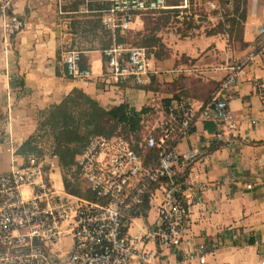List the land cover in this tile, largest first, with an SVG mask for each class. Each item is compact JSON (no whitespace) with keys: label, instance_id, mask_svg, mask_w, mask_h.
<instances>
[{"label":"crops","instance_id":"1","mask_svg":"<svg viewBox=\"0 0 264 264\" xmlns=\"http://www.w3.org/2000/svg\"><path fill=\"white\" fill-rule=\"evenodd\" d=\"M63 1L64 15L59 13L58 0L15 1L8 14L25 22L15 35L4 33L0 18V174L12 169L13 155L23 162L24 157L17 154L19 146L36 131L47 110L75 89L104 108L123 103L136 111L148 108L143 117L146 125L156 112L160 118L152 124L153 130L170 120V110L178 112L182 98L207 102L227 77L228 66L246 64L245 74L229 92L239 135L230 142H218L214 139L217 126L199 119L194 132L184 136L175 150L199 154L196 160H181L177 165L178 175L189 188L186 241L207 245L204 264H264V35L259 34L264 0L250 1L239 38L227 33L214 37L207 43L213 49L188 55L187 61L161 60L150 54L152 72L145 86L132 77L109 78L104 52L91 46L80 51L82 64L92 70L93 77H68L63 56L75 49V37L86 31V23L73 21L78 1ZM88 2L106 4L105 0ZM254 81L261 86L255 87ZM51 179L57 189H64L61 170L52 172ZM203 185L209 188L202 191ZM162 197L157 189L147 212L129 223L128 234L138 250L157 256V264H199L183 261V246L160 247L149 237L158 226ZM64 243L69 250L71 238Z\"/></svg>","mask_w":264,"mask_h":264},{"label":"built area","instance_id":"2","mask_svg":"<svg viewBox=\"0 0 264 264\" xmlns=\"http://www.w3.org/2000/svg\"><path fill=\"white\" fill-rule=\"evenodd\" d=\"M15 1L18 0H0V18L6 35H15L25 27L24 20L8 14ZM105 2L101 22L113 32L130 30L140 14L178 8L168 6L167 0ZM58 10L60 15L64 14L62 0H58ZM259 34L264 35V23ZM104 55L109 78L118 81L132 77L140 86L149 83L152 70L146 48L114 44ZM63 62L68 77H93L92 70L82 64L81 51L66 52ZM245 67L246 64L228 66L227 77L207 102L197 103L184 97L178 112L170 110V120L158 127L159 133L149 130L145 146L158 151L157 167L146 166L123 137L89 138L76 164L83 185L93 193L94 200L55 187L51 174L60 170L56 156L30 155L19 163L18 157L13 155L12 169L0 174V264H157V256L144 249L138 250L128 234L129 223L147 212L144 207L153 202L157 189L162 190L163 197L158 226L149 237L160 247L183 246L186 263L204 264L207 245L185 239L191 214L186 197L189 188L177 172L181 160L194 161L199 154L170 151L168 143L175 131L174 124L179 126L184 137L192 122L199 119L217 126L216 141L227 143L235 139L239 135V123L230 106L229 92L245 74ZM254 86L261 84L254 81ZM207 188L208 185H203L201 190ZM66 238L72 241L69 250L65 247Z\"/></svg>","mask_w":264,"mask_h":264},{"label":"trees","instance_id":"3","mask_svg":"<svg viewBox=\"0 0 264 264\" xmlns=\"http://www.w3.org/2000/svg\"><path fill=\"white\" fill-rule=\"evenodd\" d=\"M179 1L167 0V4L168 6H178ZM233 2L234 16L228 20L230 24L228 32L230 36L239 38L243 33L242 23L247 16L249 0H233ZM161 12L169 13L170 15L167 17V20H169L178 16L179 9L175 8ZM215 34H224L223 28L220 26L219 31L209 35ZM123 41V38L118 36L117 43ZM157 42L158 39L155 36H151L145 37L143 41L138 43L149 51V49L157 45ZM111 43L112 39L110 38L101 50L104 52ZM148 111L149 109L146 107L141 111H136L127 103L104 108L83 91L75 89L60 104L54 105L47 110L36 131L19 146L17 154L23 157L34 155L39 158L46 155L56 156L65 190L72 195L94 200L93 193L83 185L76 164L77 156L91 137L103 136L111 138L120 136L128 140L134 150L143 158L146 166L157 167L158 151L156 149H148L146 146H144L145 148L139 146L142 138L149 133L145 122H143V117ZM194 126L195 121L187 129L188 134L194 132ZM159 130V128H156L152 132L157 134ZM131 139L135 140V143ZM182 139L183 135L178 127L172 134V140L168 143L169 150H175ZM179 179L184 181L181 176H179ZM144 208L146 210L149 209V204H146Z\"/></svg>","mask_w":264,"mask_h":264},{"label":"rangeland","instance_id":"4","mask_svg":"<svg viewBox=\"0 0 264 264\" xmlns=\"http://www.w3.org/2000/svg\"><path fill=\"white\" fill-rule=\"evenodd\" d=\"M75 1L79 2V6L77 12L72 15L73 21L76 24L86 23L84 24L86 31L77 33L74 50L80 51V48L90 46L101 49L110 38L112 43L109 48L114 44H123L127 48L142 47L139 41H143L145 37L155 36L158 42L155 47L149 49L151 57L176 62L187 61L188 55H197V53L203 55L207 47V50L213 49L214 46L207 43L214 37H222V34L212 36L209 34L219 31L221 26L224 33L230 35L228 20L234 16L233 0H180L179 5L176 6L179 9L177 17L167 20L170 14L166 12L144 13L136 17L130 30L113 32L106 29L101 22V11L105 8V4L86 2V0ZM63 5L62 0V8ZM63 12L65 14L64 10ZM118 36L124 41L117 43ZM84 42L87 43L82 46ZM158 118L160 115L154 112L148 120L147 131L151 130L152 124ZM131 141L135 143V140L131 139ZM139 146L145 148V136L139 142Z\"/></svg>","mask_w":264,"mask_h":264}]
</instances>
